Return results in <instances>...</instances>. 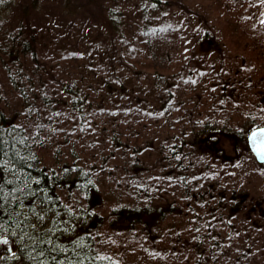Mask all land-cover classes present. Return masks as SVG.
Returning <instances> with one entry per match:
<instances>
[{
	"label": "rangeland",
	"instance_id": "374dc122",
	"mask_svg": "<svg viewBox=\"0 0 264 264\" xmlns=\"http://www.w3.org/2000/svg\"><path fill=\"white\" fill-rule=\"evenodd\" d=\"M154 1H158L159 5L150 0H0V39L4 37V41L5 36L18 31H22L26 39L35 34L37 50L43 62H54L58 58L56 48L59 47H66L74 53L82 51L85 59L82 65L106 63L109 55L113 57L116 51L115 55L123 64L129 63L124 71L131 75L128 71L132 62L138 68L142 56L139 50L143 42L141 32L149 29L150 32L158 30L164 34L173 28L182 52L191 55L196 44L202 52L196 56L200 69L194 68V61L184 74L174 69L176 87L172 100L182 107L184 105L187 110L173 115V125L189 127L195 122L219 124L226 121L231 126L230 133L239 131L250 122L252 110L258 107L264 109V0ZM110 13L118 19L119 15L122 16L121 35H115L112 30ZM179 41L175 42L177 48ZM155 47L159 49L157 43ZM144 54L147 55L146 50ZM174 56L177 60V55ZM76 58V55L72 56V59ZM72 59L69 64L58 67V79L74 76L72 72L69 75L63 72L68 68L76 69ZM6 72L0 68V109L5 111L6 116H12L19 110L20 98ZM133 83L139 88L135 92H140L144 98L147 95L145 99L149 101L155 100L160 92L155 89L157 82L153 72H142ZM224 85L227 86L224 88ZM51 93H61L57 82L53 83ZM197 93L204 97L190 107ZM209 94L214 96L213 99ZM152 102L151 106H156V102ZM192 113L196 114L195 120L191 119ZM96 132V128L91 130L93 136ZM223 132L219 128L212 129L201 136L202 143L212 154L196 147H186L177 151L182 153L177 157L166 148L163 151L166 153L162 154L159 144L162 141L165 146L170 144L164 141L167 133L158 140L156 137V148H150L147 138L152 140V133L147 135L144 132L138 145L140 156L136 155L141 163L137 166L132 167L134 158L129 151H116L108 164H99L96 170L92 169V180L102 194L96 212L106 216L105 228L100 230L104 235L96 240L100 256L117 264H184L180 260L193 264L195 252L192 245L195 240L206 236V225L195 223L189 217L175 216L164 221L161 231L171 234L160 244L164 249H175L164 255L135 237L138 228L122 231L119 226H114L115 217H110V213L117 208L139 203V189L145 184L151 185L150 194L159 196L162 193L165 199L172 202L184 190L181 182H186L182 180L185 172L195 176H198L197 170L200 173L197 183L185 190L195 192L201 188L204 191V184L213 183L219 188L237 191L245 196L244 200L250 198L261 202L259 204L264 211V165L258 164L250 152L239 148L235 137ZM101 147V144H94L93 152L97 154ZM89 152L87 150L82 154L84 163L78 160V164H86ZM58 160L52 153L47 154L43 164L59 172ZM72 160L65 162L75 164ZM61 162L59 168L65 164L64 160ZM140 168L148 171L143 177ZM62 194L66 200L75 196L72 191L68 195L66 192ZM77 196L81 203L84 202L82 194ZM155 200L157 202L158 199ZM77 203L80 204L79 201ZM261 213V209L255 213L250 210V215L238 213L236 218H225L221 222L216 220V230L222 233L224 240L219 247L216 245L217 237L207 232L211 238L206 240V248L215 252L214 256L221 254L219 258L224 264H264V216ZM190 235L194 237L191 239ZM212 238L214 248L210 242Z\"/></svg>",
	"mask_w": 264,
	"mask_h": 264
},
{
	"label": "trees",
	"instance_id": "16d2710c",
	"mask_svg": "<svg viewBox=\"0 0 264 264\" xmlns=\"http://www.w3.org/2000/svg\"><path fill=\"white\" fill-rule=\"evenodd\" d=\"M150 1L159 5L158 1ZM119 18L110 13L115 35H121L123 29V18L121 15ZM141 35L143 42L139 50L142 56L138 68L132 62L128 71L131 75L124 71L129 63L123 64L115 55L116 51L113 57L109 55L106 63L82 65L81 62L85 61L82 51L74 53L66 47H59L56 48L58 58L54 62H43L37 50L35 34L26 39L22 31H18L5 36L4 41V37L0 39V68L7 71L9 82L20 98L19 110L12 116H6L5 111L0 109V223L4 225V230L0 232V264H117L100 256L97 251L96 240L104 235L101 231L105 228L106 216L96 212L100 206H94L95 197L99 196L102 200V194L92 180L91 171L96 170L99 164H108L116 151H129L134 158L132 167L137 166L141 163L136 155L140 156L138 145L144 132L147 135L152 133L153 139L147 138L146 142L150 148H156V137L158 140L167 133L164 141L170 144L165 146L162 141L160 149L162 154L166 153L163 152L165 148L170 149L176 157L182 154L177 151L186 147L209 152L201 136L218 128L227 136L235 137L239 148L247 149L249 132L260 125V121L253 120L251 116L249 123L231 133V126L226 121L219 124L195 122L189 126L190 129L173 125V115L179 111L182 114L186 109L172 100L176 87L174 69L184 74L189 71L186 68L193 64L192 61L195 62L194 68L200 69L201 64L196 59L202 54L200 46L196 44L191 55L182 52L173 28L164 34L147 29ZM176 41H179L178 48ZM156 43L159 49H156ZM144 50L147 51L146 56ZM73 55L77 58L72 59ZM71 59L76 69L68 68L63 72L67 75L72 72L74 76L58 79V67L69 64ZM144 71L154 73L155 89L160 90L155 100L149 101L145 99L147 95L144 98L140 92H135L139 88L133 82ZM55 82L61 90L58 95L51 93ZM203 97L202 94H195L190 107ZM209 97L213 99L214 96L209 94ZM152 101L156 102V106H151ZM190 116L195 120L196 114ZM93 128L97 130L94 136L91 133ZM94 144L102 145L97 154L93 152ZM87 150L90 155L86 167L78 164V160L84 163L82 154ZM51 153L54 158H59L56 162L59 172L43 164L44 156ZM69 159H73L75 164H66L65 160L68 163ZM63 160L65 164L59 168ZM142 170L140 168L143 177L148 171ZM197 173L200 176L198 170ZM198 176L185 172L182 180L186 182H181L182 188L185 190L189 185L194 186ZM204 185L209 194L206 200L189 199L188 205L180 198L183 190L175 201L166 199L161 205L155 200L157 196L150 194L151 185L145 184L139 189V203L117 208L110 213V217H115L113 224L122 231L138 228L135 237L164 255L175 250L174 247L164 249L161 240L145 238L143 228L146 227L147 233L155 232L160 222L171 214L174 217H189L195 223L206 225L204 232L217 237L216 245L220 247L223 235L216 230V220L221 222L225 218L237 217L233 209L225 207L222 202L223 195L232 198L235 190L222 189L213 183ZM70 191L75 196L66 200L62 193L68 195ZM81 194L83 204L77 196ZM166 205L170 208L166 212L160 211ZM181 212L184 214L181 215ZM207 232L206 236L193 242V264H224L221 254L214 256L215 252L206 248V240L211 238ZM190 236L191 239L194 237ZM210 242L214 248V238Z\"/></svg>",
	"mask_w": 264,
	"mask_h": 264
},
{
	"label": "flooded vegetation",
	"instance_id": "af4514ba",
	"mask_svg": "<svg viewBox=\"0 0 264 264\" xmlns=\"http://www.w3.org/2000/svg\"><path fill=\"white\" fill-rule=\"evenodd\" d=\"M251 113L253 115L252 116L253 120L260 121L259 122L260 125H258V126H264V109H261V107H258L257 109L252 110ZM249 119L252 120L251 118H249ZM195 192L186 190L185 192H183V194L180 196V198H182L183 200H185L187 202L189 199L202 198L203 200H206L209 197L208 190H206V189L204 191H201V188H200ZM244 198H245L244 196H241V194H239L237 191H235L232 198H230V197L226 198V196L223 195L222 202H223V205L225 207L228 206V207L232 208L236 215H238V213H240V215H242V214L243 215L244 214L250 215L249 214L250 210H251V212L255 213L256 210L261 209V211H262L261 214L264 216V211L262 210L261 205L259 204L261 202L256 201L254 199L250 200V198L244 200ZM157 199H158L157 202H160L159 204H161V205L163 202L165 203V201H166V199L164 198L162 193H161V195L157 196ZM175 200H176V196L173 198L172 201H175ZM145 202H147V201H145ZM187 204H188V202H187ZM169 208L170 207L166 205L164 208L160 209V211L164 210V212H166V210H168ZM183 214H184V212H181V215H183ZM157 215H158V213L156 214V216ZM173 218H174V216H173V214H171V215H168L166 217V220L167 219L172 220ZM163 223H164V221L160 222V224L154 229L155 232H151V233H147L146 227H144L143 228L144 229L143 234H144L145 238H149V239H153V240H163L166 238H170V236H168L167 233H164L160 229L161 225ZM171 237H174V236L171 235Z\"/></svg>",
	"mask_w": 264,
	"mask_h": 264
},
{
	"label": "water",
	"instance_id": "95a60500",
	"mask_svg": "<svg viewBox=\"0 0 264 264\" xmlns=\"http://www.w3.org/2000/svg\"><path fill=\"white\" fill-rule=\"evenodd\" d=\"M248 145L257 160L264 163V127L257 128L250 133Z\"/></svg>",
	"mask_w": 264,
	"mask_h": 264
},
{
	"label": "snow or ice",
	"instance_id": "6c2138e0",
	"mask_svg": "<svg viewBox=\"0 0 264 264\" xmlns=\"http://www.w3.org/2000/svg\"><path fill=\"white\" fill-rule=\"evenodd\" d=\"M0 207H2V205H0ZM4 230V225L2 223H0V232H2ZM6 243V241H5Z\"/></svg>",
	"mask_w": 264,
	"mask_h": 264
}]
</instances>
